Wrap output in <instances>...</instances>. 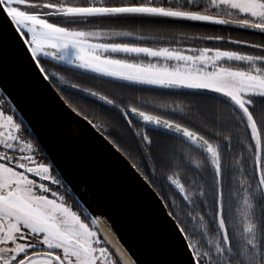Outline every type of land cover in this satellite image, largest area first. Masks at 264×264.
Returning <instances> with one entry per match:
<instances>
[{
	"label": "snow or ice",
	"instance_id": "snow-or-ice-1",
	"mask_svg": "<svg viewBox=\"0 0 264 264\" xmlns=\"http://www.w3.org/2000/svg\"><path fill=\"white\" fill-rule=\"evenodd\" d=\"M38 75L75 114L61 139L82 117L158 189L152 259L110 247L109 194L66 178L18 115ZM0 264H264V0H0Z\"/></svg>",
	"mask_w": 264,
	"mask_h": 264
},
{
	"label": "water",
	"instance_id": "water-1",
	"mask_svg": "<svg viewBox=\"0 0 264 264\" xmlns=\"http://www.w3.org/2000/svg\"><path fill=\"white\" fill-rule=\"evenodd\" d=\"M15 103L20 110L18 115L23 116L26 126L31 125L44 151L65 169L66 178L88 179L95 188L109 194L106 215L94 214L100 216L98 228L101 236L110 241V247L120 248L128 255L135 252L144 260L152 259L168 227L164 210L151 195L155 190L128 167L122 155L111 154L114 149L82 117H77L83 123L79 139H61L60 129L68 122L66 113L75 114L40 75L16 96ZM74 191L80 196L83 185L78 190L74 186Z\"/></svg>",
	"mask_w": 264,
	"mask_h": 264
},
{
	"label": "trees",
	"instance_id": "trees-1",
	"mask_svg": "<svg viewBox=\"0 0 264 264\" xmlns=\"http://www.w3.org/2000/svg\"><path fill=\"white\" fill-rule=\"evenodd\" d=\"M203 27L210 28V32H212V33L213 32H219V31L223 30V26H218V25H204ZM229 30L233 31V33L238 32V30H236V29H229ZM245 34H247V33H245ZM88 79H91V78H88ZM143 88L145 90V95L146 96L152 95V93L148 91L151 88L150 86H143ZM74 98H76V97H74ZM91 104H93V107L91 106ZM81 106L84 107L88 112H91L93 115H95V114H97L99 112L107 113V109L103 107V102H98V101L93 102L92 100H87L85 102H82ZM156 183L158 185H163L165 188H167V185L163 184V180L162 179L156 181ZM154 190L156 191L158 189H154Z\"/></svg>",
	"mask_w": 264,
	"mask_h": 264
},
{
	"label": "flooded vegetation",
	"instance_id": "flooded-vegetation-1",
	"mask_svg": "<svg viewBox=\"0 0 264 264\" xmlns=\"http://www.w3.org/2000/svg\"><path fill=\"white\" fill-rule=\"evenodd\" d=\"M202 31H204V32H206L207 34H212V32H210V28H208V27H202V29H201ZM234 34H238V32H236V33H234ZM66 78H68L72 83H76V82H78L79 80L77 79V77H76V75H74V74H71V73H67L66 74ZM205 99L207 98V97H204ZM77 99V98H76ZM77 101H78V103H82V102H85V100H82V99H80V98H78L77 99ZM99 102V101H98ZM91 106L93 107V104H91Z\"/></svg>",
	"mask_w": 264,
	"mask_h": 264
}]
</instances>
